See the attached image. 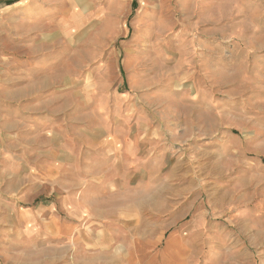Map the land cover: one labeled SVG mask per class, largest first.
<instances>
[{"label": "rangeland", "instance_id": "1", "mask_svg": "<svg viewBox=\"0 0 264 264\" xmlns=\"http://www.w3.org/2000/svg\"><path fill=\"white\" fill-rule=\"evenodd\" d=\"M0 264H264V0H0Z\"/></svg>", "mask_w": 264, "mask_h": 264}, {"label": "crops", "instance_id": "2", "mask_svg": "<svg viewBox=\"0 0 264 264\" xmlns=\"http://www.w3.org/2000/svg\"><path fill=\"white\" fill-rule=\"evenodd\" d=\"M96 213H97V212H96ZM97 214H98V213H97ZM101 214L103 215V217H100V218L103 219V220H106V218H105L106 213L102 212ZM131 262H133L132 259H131Z\"/></svg>", "mask_w": 264, "mask_h": 264}]
</instances>
